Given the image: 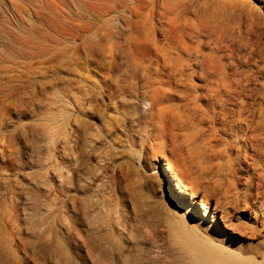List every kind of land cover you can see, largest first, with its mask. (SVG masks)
<instances>
[{"label": "rangeland", "instance_id": "374dc122", "mask_svg": "<svg viewBox=\"0 0 264 264\" xmlns=\"http://www.w3.org/2000/svg\"><path fill=\"white\" fill-rule=\"evenodd\" d=\"M105 197L147 247L264 255V0H0V264H98Z\"/></svg>", "mask_w": 264, "mask_h": 264}, {"label": "bare ground", "instance_id": "6f19581e", "mask_svg": "<svg viewBox=\"0 0 264 264\" xmlns=\"http://www.w3.org/2000/svg\"><path fill=\"white\" fill-rule=\"evenodd\" d=\"M70 112L73 113V111L64 109L61 112L51 111L49 113L47 123L44 125L49 136L47 145L49 151H54L62 141L70 142V137L62 135L58 125L61 117ZM76 122V119L72 117L68 125L73 126ZM49 163L51 165L54 163L51 156ZM55 174L58 180L64 178L63 170L60 168H57ZM174 188L181 202H184L188 197L186 189L180 184H176ZM106 198L92 199L89 204L91 229L99 238L97 241L94 237L97 242H92L90 250L97 258L98 264H264V255L260 258L245 255L213 241L201 239L184 227L181 220L171 223L167 244L155 243L156 245L147 247L143 237L136 236V233L133 234L119 213L111 208ZM53 209V206L49 205L47 210L51 212ZM203 211L204 215L209 216L210 212L207 207H204ZM59 224L61 228H67L66 223L60 221ZM50 225V222L43 221L40 230L43 232L50 228ZM122 241L127 246L123 245ZM116 246L117 249L114 251Z\"/></svg>", "mask_w": 264, "mask_h": 264}]
</instances>
